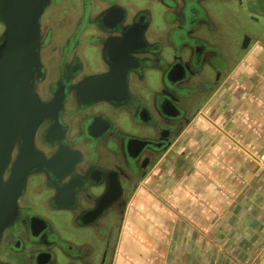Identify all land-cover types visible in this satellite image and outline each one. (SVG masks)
Instances as JSON below:
<instances>
[{"label": "crops", "instance_id": "obj_1", "mask_svg": "<svg viewBox=\"0 0 264 264\" xmlns=\"http://www.w3.org/2000/svg\"><path fill=\"white\" fill-rule=\"evenodd\" d=\"M180 1L164 0L151 16L152 32L182 44L178 69L164 78L172 60L158 57L164 39L149 36L156 53L132 80L133 102L97 111L117 131L95 154L118 172L122 199L92 226L75 223L83 202L51 219L66 243L54 244V264H252L254 241L264 240V0H183L177 36ZM173 84L179 93L164 87ZM164 125L168 146L126 173L122 150L157 140Z\"/></svg>", "mask_w": 264, "mask_h": 264}, {"label": "flooded vegetation", "instance_id": "obj_2", "mask_svg": "<svg viewBox=\"0 0 264 264\" xmlns=\"http://www.w3.org/2000/svg\"><path fill=\"white\" fill-rule=\"evenodd\" d=\"M180 2L177 9L181 11L175 19L178 24L177 36L184 32L182 11L185 7L187 10L183 0ZM163 7L164 0H50L44 9L40 18L41 32L45 35L42 49L44 79L38 92L43 101H49L57 91L63 90V111L59 113L58 126L51 129L52 136L59 138L61 144L79 139V144L69 148L80 154L72 155L69 160V157H60L57 145L47 149L40 135L49 131V124L39 128L35 147L46 158L54 156L55 168L58 169L51 176L39 168L27 178L18 200L14 225L5 230L2 236L0 264H54V244L62 247L66 243L61 239L58 228L51 225V219L60 222V219L66 220L83 202L88 204L77 213L75 223L92 226L105 216L112 205L119 204L123 193L118 172L106 171L102 167L103 162L96 155H88L85 149L92 142L90 135L105 131L103 140H106L117 135V131L97 112L105 101L85 109L77 102L75 89L82 79L109 73L111 66L119 70L121 64L127 61L133 68L127 86V103L130 105L133 102L130 94L132 80L135 76L139 78L145 68L150 67L148 57L156 53L148 41L149 36L164 39L165 45L159 46L158 57L166 55L172 60L164 78L169 71L175 72L180 62V50L179 53L173 51L175 47L171 45L168 32L164 35L161 30L151 31L153 11L158 12ZM2 30L0 23V34ZM181 47L182 44L179 49ZM117 70L113 71L114 77L118 75ZM161 81L164 84L165 79ZM113 86L116 91L117 83ZM127 106L119 104L111 107L117 112ZM79 147L85 151L78 150ZM72 160L74 169L66 173L64 168L61 174L59 164L64 165ZM92 186H103L104 192L92 196L89 194V187ZM70 189L75 194L73 202ZM107 189L110 201L93 220V211ZM64 227L69 234L70 226Z\"/></svg>", "mask_w": 264, "mask_h": 264}, {"label": "water", "instance_id": "obj_3", "mask_svg": "<svg viewBox=\"0 0 264 264\" xmlns=\"http://www.w3.org/2000/svg\"><path fill=\"white\" fill-rule=\"evenodd\" d=\"M49 2L50 0H0V23L3 26L0 34V245L5 230L14 225L18 200L27 178L39 168L51 176L58 169L55 168L54 156L46 158L35 147L39 128L49 124V131L40 135L47 149L57 145L60 157H69V160L72 155L80 154L69 148L79 144V139L75 138L72 143L63 141L61 144L59 138L52 136L51 129L58 126V116L63 111V90L57 91L49 101H43L38 92L44 79L42 49L45 35L41 32L40 18ZM179 47L173 48V51L179 53ZM132 69L124 61L119 70L111 66L109 73L82 79L75 89L77 102L85 109L100 101H105L109 106L129 105L127 86ZM115 70L118 71L117 77L113 75ZM114 83H117L116 91ZM164 86L172 94L180 91L176 84ZM155 109L161 118L162 110L158 106ZM152 125L154 128L159 126L156 122ZM158 129L157 140L139 138L137 149L133 153L128 146L122 150L120 157L124 159L126 173L138 171L137 161L145 152L157 153L168 146L167 138L171 128L164 125ZM104 132L90 135L92 142L85 149L91 157L96 155L95 148L103 141ZM127 138L131 139L129 136L125 139ZM59 165L61 174L64 168L66 173L74 169L73 160ZM108 195L110 196L109 190L97 203L93 220L109 203ZM70 198L72 202L75 201L73 189H70Z\"/></svg>", "mask_w": 264, "mask_h": 264}, {"label": "rangeland", "instance_id": "obj_4", "mask_svg": "<svg viewBox=\"0 0 264 264\" xmlns=\"http://www.w3.org/2000/svg\"><path fill=\"white\" fill-rule=\"evenodd\" d=\"M255 229H253L254 231ZM257 243L255 246V249L253 250V254L251 256V263L252 264H264V240L259 242V241H254ZM253 242V243H254Z\"/></svg>", "mask_w": 264, "mask_h": 264}]
</instances>
